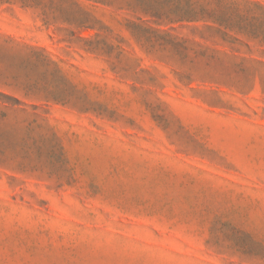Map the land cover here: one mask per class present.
Wrapping results in <instances>:
<instances>
[{"label":"rangeland","instance_id":"rangeland-1","mask_svg":"<svg viewBox=\"0 0 264 264\" xmlns=\"http://www.w3.org/2000/svg\"><path fill=\"white\" fill-rule=\"evenodd\" d=\"M192 2L0 0V264H264V0Z\"/></svg>","mask_w":264,"mask_h":264},{"label":"trees","instance_id":"trees-1","mask_svg":"<svg viewBox=\"0 0 264 264\" xmlns=\"http://www.w3.org/2000/svg\"><path fill=\"white\" fill-rule=\"evenodd\" d=\"M139 10L147 17L161 19L166 15L169 22H211L223 29H233L227 14L222 11H210L192 0L181 4L179 0H138ZM172 15V18L169 16ZM168 35V32H162Z\"/></svg>","mask_w":264,"mask_h":264}]
</instances>
